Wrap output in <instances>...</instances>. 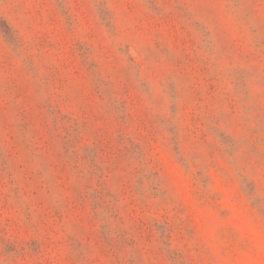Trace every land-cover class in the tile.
<instances>
[{
    "label": "rangeland",
    "instance_id": "374dc122",
    "mask_svg": "<svg viewBox=\"0 0 264 264\" xmlns=\"http://www.w3.org/2000/svg\"><path fill=\"white\" fill-rule=\"evenodd\" d=\"M0 264H264V0H0Z\"/></svg>",
    "mask_w": 264,
    "mask_h": 264
}]
</instances>
